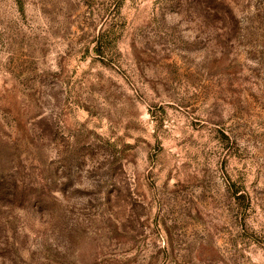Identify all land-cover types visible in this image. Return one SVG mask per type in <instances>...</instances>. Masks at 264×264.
Instances as JSON below:
<instances>
[{"label": "rangeland", "instance_id": "rangeland-1", "mask_svg": "<svg viewBox=\"0 0 264 264\" xmlns=\"http://www.w3.org/2000/svg\"><path fill=\"white\" fill-rule=\"evenodd\" d=\"M0 264H264V0H0Z\"/></svg>", "mask_w": 264, "mask_h": 264}]
</instances>
